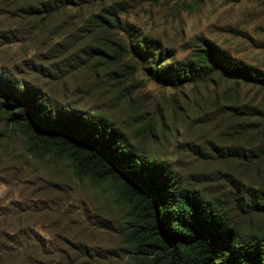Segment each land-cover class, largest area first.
<instances>
[{"label": "rangeland", "instance_id": "rangeland-1", "mask_svg": "<svg viewBox=\"0 0 264 264\" xmlns=\"http://www.w3.org/2000/svg\"><path fill=\"white\" fill-rule=\"evenodd\" d=\"M40 1L44 0H0V71L9 74V82L24 79L58 105L71 104L116 122L131 143H142L182 176L197 180L204 192L224 194L232 202L239 196L232 181L246 186L264 182V162L246 166L214 154L202 159L194 152L211 153L212 145L256 143L260 136L235 133L234 126L241 122L232 113L234 99L223 92L232 89L239 106L263 110L264 89L241 81L234 88L233 80L221 73L205 83L167 86L135 70L129 56L117 63L90 60L85 67L65 70L67 53L98 43L97 33L81 36L77 29L110 0L76 1L56 12L30 16V7L38 9ZM115 1L127 7L123 21L172 49L177 59L210 43L264 70V0ZM114 71L121 75L117 82L110 77ZM9 148L13 157L0 160V206L17 211V216L6 217L1 229L8 232L26 224L65 250L71 243L99 257L119 254L122 210L117 182L92 185L76 179L65 163L22 158L15 139ZM248 216L243 223L258 222Z\"/></svg>", "mask_w": 264, "mask_h": 264}, {"label": "trees", "instance_id": "trees-1", "mask_svg": "<svg viewBox=\"0 0 264 264\" xmlns=\"http://www.w3.org/2000/svg\"><path fill=\"white\" fill-rule=\"evenodd\" d=\"M76 1L84 2L40 1L38 9L30 7L28 14L46 15ZM109 2L77 29L81 36L97 33L98 43L67 53L68 60L61 59L65 70L85 67L90 60L117 63L129 56L135 70L167 86L205 83L221 73L233 80L234 88L241 81L264 89V70L210 43L177 59L172 49L122 20L127 11L123 1ZM54 48L62 52L58 44ZM7 74L0 71V160L13 157L9 144L15 139L22 158L65 163L76 179L92 185L114 180L119 184L122 233L119 254L109 257L91 255L71 243L65 250L26 224L19 223L13 231L1 229L6 217L17 216V211L0 206V264H264V182L246 186L232 181L239 195L232 202L240 203L234 207L226 195L200 190L197 180L182 176L142 143H131L116 122L71 104L58 105L24 79L9 82ZM110 77L117 82L121 75L114 71ZM229 90L223 94L234 99L232 113L241 122L234 126L235 133L260 138L247 147L212 145L211 153L194 152L202 159L214 154L258 166L264 162V109L239 106L236 92ZM246 215L258 222L243 223Z\"/></svg>", "mask_w": 264, "mask_h": 264}]
</instances>
